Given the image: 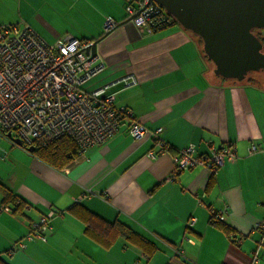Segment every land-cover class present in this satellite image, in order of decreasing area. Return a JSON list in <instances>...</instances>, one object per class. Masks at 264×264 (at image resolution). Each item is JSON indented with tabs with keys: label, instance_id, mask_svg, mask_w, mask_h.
<instances>
[{
	"label": "crops",
	"instance_id": "0c3cea01",
	"mask_svg": "<svg viewBox=\"0 0 264 264\" xmlns=\"http://www.w3.org/2000/svg\"><path fill=\"white\" fill-rule=\"evenodd\" d=\"M126 0H0V26L27 24L47 43L70 35L97 42L104 69L89 84H115V106L131 110L155 138L134 140L124 119L105 145L56 170L12 142L0 144V184L21 198V211L0 213V259L6 264H264V72L242 83L222 80L197 38L177 24L147 34L128 21ZM116 26L106 31V19ZM134 77L136 84L124 79ZM231 146L236 160L215 174L204 168L171 178L174 157ZM260 151L252 154L251 146ZM3 194L0 191V203ZM81 205L118 221L155 247L124 240L105 248L69 210ZM47 242L26 241L50 215ZM226 225L231 233L215 226ZM263 225V227H261ZM23 242L24 249L18 247Z\"/></svg>",
	"mask_w": 264,
	"mask_h": 264
},
{
	"label": "built area",
	"instance_id": "2783aa9c",
	"mask_svg": "<svg viewBox=\"0 0 264 264\" xmlns=\"http://www.w3.org/2000/svg\"><path fill=\"white\" fill-rule=\"evenodd\" d=\"M125 11L128 21L147 34L170 24H167L170 17L149 0H126ZM115 26L111 18L106 19V31ZM92 45L93 42L70 35L49 44L27 24L0 26V137L12 142L7 137L11 133L28 150L46 147L67 136L78 144L81 157L89 148L108 143L127 119L134 140L156 139L159 151L149 152L150 158L156 159L169 151L158 137L162 128L150 129L138 122L131 110L115 106L116 93L112 92L115 84L86 89L104 69L99 58L92 54ZM123 81L126 85L137 82L132 76ZM259 151L257 146H251L252 154ZM235 160L231 146L214 148L209 155H197L190 145L174 157L171 178L199 167L213 175L227 161ZM11 211L0 203V213ZM51 217L52 214L41 215L31 226L26 241L47 242L52 230ZM18 247L24 249L25 245L19 242Z\"/></svg>",
	"mask_w": 264,
	"mask_h": 264
},
{
	"label": "water",
	"instance_id": "95a60500",
	"mask_svg": "<svg viewBox=\"0 0 264 264\" xmlns=\"http://www.w3.org/2000/svg\"><path fill=\"white\" fill-rule=\"evenodd\" d=\"M202 43L214 74L242 82L251 72H264V45L255 34L264 30V0H149ZM97 42L92 54L96 56ZM11 141L22 147L19 139ZM35 147H30L33 152Z\"/></svg>",
	"mask_w": 264,
	"mask_h": 264
},
{
	"label": "trees",
	"instance_id": "16d2710c",
	"mask_svg": "<svg viewBox=\"0 0 264 264\" xmlns=\"http://www.w3.org/2000/svg\"><path fill=\"white\" fill-rule=\"evenodd\" d=\"M168 21L167 24H177L171 18H169ZM258 37L264 45V37L262 35ZM199 42L202 46L200 40ZM244 81H246V79ZM234 82L242 83L237 81ZM32 153L40 161L56 170H62L67 167L78 159L81 154L79 146L75 140L67 136L46 147H36ZM0 191L3 194V200L1 203L3 206H12L14 212L21 211L25 207V202L21 198L13 196L12 193L1 184ZM69 212L85 225V234L105 248L111 247L116 241L121 239L132 246L144 250L149 256L155 251V247L151 242L133 231L130 227L118 221L112 223L107 222L81 205H75L69 210ZM213 224L224 230L227 234L232 232L230 228L220 222L214 221ZM0 264L6 263L0 259Z\"/></svg>",
	"mask_w": 264,
	"mask_h": 264
},
{
	"label": "rangeland",
	"instance_id": "374dc122",
	"mask_svg": "<svg viewBox=\"0 0 264 264\" xmlns=\"http://www.w3.org/2000/svg\"><path fill=\"white\" fill-rule=\"evenodd\" d=\"M261 34L263 35V37H264V30H261ZM256 75V73L255 72H251V73H249L248 74V78H252L253 76H255ZM2 142H9L7 139H4V138H1L0 137V144L2 143Z\"/></svg>",
	"mask_w": 264,
	"mask_h": 264
},
{
	"label": "flooded vegetation",
	"instance_id": "af4514ba",
	"mask_svg": "<svg viewBox=\"0 0 264 264\" xmlns=\"http://www.w3.org/2000/svg\"><path fill=\"white\" fill-rule=\"evenodd\" d=\"M255 34H256L257 36L262 35V34H261V31H259V30H256V31H255ZM262 36H263V35H262Z\"/></svg>",
	"mask_w": 264,
	"mask_h": 264
}]
</instances>
